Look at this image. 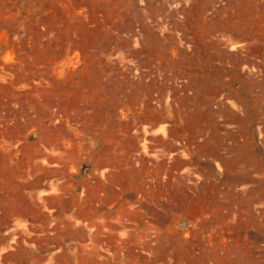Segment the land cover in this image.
<instances>
[{
  "label": "rangeland",
  "instance_id": "1",
  "mask_svg": "<svg viewBox=\"0 0 264 264\" xmlns=\"http://www.w3.org/2000/svg\"><path fill=\"white\" fill-rule=\"evenodd\" d=\"M243 21L242 34L225 29ZM86 64L108 75L104 113L81 102L69 118L74 102L65 115L43 98ZM261 82L264 0H0V161L25 146L37 173L19 181L67 170L20 191L38 213L7 210L2 184L0 264H264ZM47 124L62 126L59 146ZM102 150L119 164H98ZM68 175L92 220L59 211Z\"/></svg>",
  "mask_w": 264,
  "mask_h": 264
},
{
  "label": "crops",
  "instance_id": "2",
  "mask_svg": "<svg viewBox=\"0 0 264 264\" xmlns=\"http://www.w3.org/2000/svg\"><path fill=\"white\" fill-rule=\"evenodd\" d=\"M63 57V56H60ZM57 57V61H59V58ZM84 65V64H83ZM83 66L78 70H73L68 73L66 77L62 80L61 78L57 77L55 81H53L52 86L50 89L45 92L46 97L43 98L44 101H47L50 105H53L56 102H59L60 108L64 111L65 115L66 112L63 108L65 104L67 103L68 99L70 102H74V114L72 116H67L69 118H79L80 116H83L85 114V108L84 104H81V102H84L85 104H93L95 106V113H93V116L99 117L100 113L103 112V106L105 103V97L109 90V82L107 80L108 75L104 73L103 69L104 67H99V65H95L93 68V65H90L89 67ZM91 69H94L95 73L91 71ZM59 76H62V72H58ZM83 73V74H82ZM105 78L104 84L98 85L95 80L97 77ZM65 90L70 91L73 96L71 95L69 98L65 97ZM106 91V92H105ZM64 99L62 102L61 99ZM60 100V101H59ZM33 101V100H32ZM31 101V102H32ZM51 107V106H50ZM49 118V117H47ZM55 117L53 116L52 119ZM98 124H102V122H98ZM62 128L59 124H56L54 126L47 124L46 134L48 136L47 142L54 146H59L61 144L60 140L58 138H52L50 137V132L57 131L58 129ZM28 129V128H27ZM26 129V132H27ZM104 130L101 129L100 135H104ZM72 139L73 135H71ZM24 150L27 151V156L20 159V162H14V159L10 158L13 156H8L7 154H3L0 161V189H2V184H9V194L8 201L4 203V205L7 206V210L13 209L16 210L18 213H21L22 215H28L30 213H38L34 210V201H30L26 196H18L20 194V191L23 190V188L26 187L27 182L19 181V177H24L25 175H30L34 173H37V168H33V170L28 169L29 164H32L35 153H29L30 150L26 149L24 146ZM34 151H38L39 149H33ZM81 150V147L78 143L74 144L66 156L62 158L60 156L59 159H62L64 162V166H67L70 163H75L77 161V154ZM16 158V157H15ZM99 163L100 165H107V164H119V158H117V155L115 153H109L108 151L102 150L99 154ZM70 162V163H69ZM67 170L65 167L60 168H49L45 167L40 170V174L38 177L33 178L32 181H29L28 184H32V186L40 185L41 177H45L50 174L55 173H65ZM143 173V169L140 173H138L135 169L129 170L127 172V177L129 178V184H137L140 181L141 174ZM70 178L68 183L65 185V190L69 192H73V197L70 200H65L64 197L58 198V209L60 212H62V215H65L66 212L75 210L76 208H79L74 212V215L76 217L80 218H89L92 220L93 217L96 215L92 213V210L94 209L93 206L90 205V201L92 200L90 197L86 198L85 200L82 199L76 192V181L75 183L71 180L73 178V175H68ZM27 179V178H23ZM85 184L87 182L85 181ZM136 188V186H135ZM68 189V190H67ZM125 212V210H122ZM98 213V212H96ZM112 229H116V227L113 224H109ZM112 233H115V231H111L107 236L112 235Z\"/></svg>",
  "mask_w": 264,
  "mask_h": 264
},
{
  "label": "bare ground",
  "instance_id": "3",
  "mask_svg": "<svg viewBox=\"0 0 264 264\" xmlns=\"http://www.w3.org/2000/svg\"><path fill=\"white\" fill-rule=\"evenodd\" d=\"M253 23L250 21H243V22H234L232 25H227L226 30H230L233 33L242 34L244 30H247L249 27H251ZM264 88V82L259 83Z\"/></svg>",
  "mask_w": 264,
  "mask_h": 264
}]
</instances>
